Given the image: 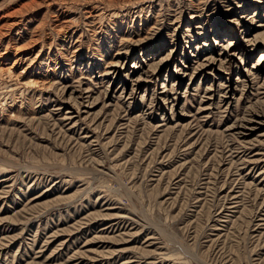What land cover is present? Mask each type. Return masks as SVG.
Instances as JSON below:
<instances>
[{"label": "rangeland", "instance_id": "374dc122", "mask_svg": "<svg viewBox=\"0 0 264 264\" xmlns=\"http://www.w3.org/2000/svg\"><path fill=\"white\" fill-rule=\"evenodd\" d=\"M44 1L0 0V264H264V0Z\"/></svg>", "mask_w": 264, "mask_h": 264}, {"label": "bare ground", "instance_id": "6f19581e", "mask_svg": "<svg viewBox=\"0 0 264 264\" xmlns=\"http://www.w3.org/2000/svg\"><path fill=\"white\" fill-rule=\"evenodd\" d=\"M44 1V0H43ZM48 1H51V0H47V2ZM127 1H129V0H127ZM45 2V1H44ZM34 3V2H33ZM43 4H45V3H43ZM90 15L92 14V12H88ZM95 15H96V13H95ZM13 23V22H12ZM11 23V24H12ZM15 23V22H14ZM13 23V24H14ZM11 24H6V25H4V27L5 26H9V25H11ZM3 26H1V28H2ZM61 28V27H60ZM66 28V27H65ZM5 28H3V30H4ZM7 29V28H6ZM2 32V31H1ZM0 32V33H1ZM6 32V31H5ZM4 33V32H3ZM5 34V33H4ZM1 37V36H0ZM35 41V40H34ZM249 41V40H248ZM256 41V40H255ZM254 41V42H255ZM249 43H250V41H249ZM10 46V45H9ZM20 50V49H19ZM227 52L228 51H231L229 54H234L235 53V51H233V50H231V48H229V47H227V50H226ZM5 54V53H4ZM3 57V55H0V58H2ZM218 57H219V59L218 60H220V58H221V54L219 53L218 54ZM208 63L209 62H212V61H214L215 60V57L213 56H209V57H206V59H205ZM14 62L16 61V62H18L19 61V58H15V60H13ZM14 62H13V65H14ZM196 63V62H195ZM110 65L109 66H107V69L105 70V68H103V77H107V76H112V77H115L117 74H118V69H117V64H114V63H109ZM205 66L206 65H204L203 63H200L198 66H196L195 68L197 69V70H199L198 68H200V70L201 69H203V68H205ZM9 69V68H8ZM180 70V69H179ZM4 71V70H3ZM106 71V72H105ZM102 74V73H101ZM263 77V76H262ZM141 78V77H140ZM139 79L137 78L135 81L137 82ZM133 84V83H132ZM135 85H138V82L135 84ZM78 86L80 87V84H78ZM131 87V86H130ZM66 88V87H65ZM136 88V87H135ZM126 89V88H125ZM134 90L135 89H132V90H130V91H127V90H123V92H125V93H127V98L128 99H131V98H133V93H134ZM91 90L90 89H88V87H86V89L84 90V92H86V93H89ZM73 91H71V93H72ZM74 92H76V87H75V89H74ZM168 93V90H164V88L162 87V90L160 91V94H162V95H164V94H167ZM73 97V96H72ZM88 97V96H87ZM128 104V103H127ZM208 108V107H207ZM70 118H72L71 116H67V119L69 120ZM252 122V121H251ZM251 122H250V124H251ZM245 125V124H244ZM242 126V125H241ZM245 127V126H244ZM246 128V127H245ZM231 195V194H230ZM230 197V196H229ZM232 197V196H231Z\"/></svg>", "mask_w": 264, "mask_h": 264}]
</instances>
